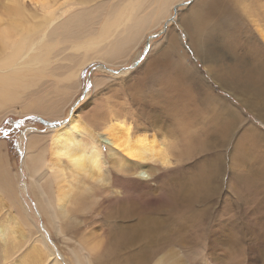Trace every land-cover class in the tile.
<instances>
[{"label": "bare ground", "instance_id": "obj_1", "mask_svg": "<svg viewBox=\"0 0 264 264\" xmlns=\"http://www.w3.org/2000/svg\"><path fill=\"white\" fill-rule=\"evenodd\" d=\"M179 1L123 0L103 17L97 30L89 32L82 14L95 6L87 5L91 0H80L78 6L83 5L80 10H75L79 7L74 1L77 7L61 14L45 12L43 21H34L35 11L28 6H44L45 0H0V119L15 109L19 88L44 75L47 53L52 44L57 46L61 37L73 43L74 52L83 53L79 66L66 76L68 82L76 81L82 66L92 59L123 64L136 52L137 56L144 35L166 20ZM150 6L151 11L144 13ZM192 8L194 11L182 17V21L185 24L189 15L203 16V23L189 36L198 43L194 48L208 73L221 86L236 92L244 103L248 99L241 93V85L247 87L250 95L258 92L262 96L264 0H194ZM68 12L72 13L62 19ZM82 34L88 35L81 39ZM218 34H222L221 42ZM50 35L53 42L45 38ZM164 37L167 46L163 51L160 47L161 57L150 65L139 91L132 94L133 101L142 106L141 112L150 108L148 115L143 116L137 108L116 100H108L107 106H100L93 115L102 119L103 123L99 121V124L103 130L105 123L113 127L123 125L126 136H113L104 130L106 140H102L95 130L97 120L95 125L92 122L88 125L72 111L68 120L50 126L54 131L49 134L50 156L46 158L44 150L37 154L30 152L45 136L24 131V138L29 135L23 164L32 175L30 192L51 229L64 240L68 234L61 215L69 216L72 204L78 208L75 213L82 214L93 212L94 204L100 199L108 203L101 219L82 220L88 223L84 225L87 230H82L83 235L77 240L79 245L66 244L73 257L70 264H94L93 255L100 248L105 255L97 260L98 264H144L151 259L155 248L176 243L197 244L196 251L203 255L205 264H240L232 250L237 248L245 231L251 242L249 264H264V213H260L264 210V132L259 125L248 124L235 103L215 92L197 66L184 68L182 57L187 58V53L177 31L170 27ZM40 49L44 51L38 52ZM163 56H170L171 61H164ZM20 58L24 60L20 62ZM144 86L149 91L145 92ZM75 88L64 106L39 102L27 110L63 112ZM263 104L264 100L260 105ZM263 114L259 116L264 119ZM231 127L235 129L231 139L236 131L244 139L239 158L242 155L241 162L246 168L233 180L234 209L228 208V204L227 209L216 198L225 193V158ZM176 135L183 139L177 157L176 151L171 156L173 146L169 143L170 137ZM102 141L107 144L106 150ZM117 144L120 149L115 147ZM213 147H217L216 152ZM117 151L133 164L141 163L144 167L126 164L114 155ZM6 155L0 142V185L11 202L21 208L25 204L24 196L19 182H14L16 185L9 182L8 168L3 165ZM45 165L52 180L58 183V205L36 178ZM126 169L127 174L117 178ZM150 183L161 192L156 193V186ZM242 203L247 206L241 207ZM21 209L19 216L24 223H34L29 210ZM252 212H259L260 216L252 217ZM6 233L7 228L1 225L0 236ZM38 237L33 246L37 259L48 261L49 258L52 264H61V258L56 259L44 236ZM218 251L229 259L211 258L217 255L211 252ZM176 263L175 257L162 254L152 264Z\"/></svg>", "mask_w": 264, "mask_h": 264}, {"label": "rangeland", "instance_id": "obj_2", "mask_svg": "<svg viewBox=\"0 0 264 264\" xmlns=\"http://www.w3.org/2000/svg\"><path fill=\"white\" fill-rule=\"evenodd\" d=\"M74 1H76V5L78 6V2L80 0H45L44 6L41 4H30L28 8L32 11H35V13H33L34 21H43L45 12L58 15L64 11L76 8L77 6L74 5ZM121 1L123 0H91V3L87 5L98 6H96V8H93L95 7L93 6L88 9V12L93 11V13L89 14L85 11L82 14L86 22H88V26L90 28L89 32L97 30L103 17L111 9H114L115 6L121 3ZM190 2L191 0H181L177 2L176 7L171 10L169 17L162 21L156 28L151 29V31L144 35L143 41L140 44L141 49L138 48V51L140 52L137 56L135 55L138 52H136L134 56H129L126 59V62L123 64H114L99 58L95 60L92 59L90 62H87L82 66L79 77L76 78V81L74 80L68 82L66 76L75 66H79L81 63L80 58L83 53L74 52L73 43L67 37H61L57 46L53 47L52 44L50 51L47 53V63L45 65V70L43 71L44 75L42 77H37L26 87L19 88L18 101L15 104V109L10 110L0 119V142H3L4 150L8 154L6 155V161L3 162V165L8 168L9 182L14 185L19 182L18 186L21 189V194L24 196L23 202H25V204H23L24 207L22 205L21 208L28 209L33 215L35 222L30 223L29 225L24 223L23 218L19 216V210L22 209L17 205L15 206L11 202L7 192L0 185V226L4 225V227L7 228L6 235L0 236V264H52V261L48 257V261H39L37 259V253L33 252V246L35 243H37L39 238L38 236L40 234L46 239L48 247H50L56 259L59 260V258H61L59 260L60 263L62 262L61 264H70L73 257L66 248V244L74 243L75 245H79L77 240L80 239L81 235H83L82 230H87V227H84V225L88 222L85 223L83 221H87L86 219H88V221L90 219H101L106 212L105 207H107L108 203L106 201L103 202V200L100 199L94 204V213L83 212L82 214L81 211L75 213V209L78 208L72 204L70 206L69 216L64 217L61 215L65 224L66 232L68 234L67 239L64 240L60 235H57L56 232L51 229L46 217H44V215L41 213L42 210L39 208V203L36 200V197L30 192V182H32V175L28 172L26 166L23 164L26 144L28 143L27 140L29 136L27 135L24 138L25 132H34L37 134H43L45 136L43 140H39V147L33 146L30 152L37 154L40 152V150H44L46 158H48L50 156L49 148L51 145V137L49 134H52L54 130H52L50 125H46L44 123L45 120L60 122L61 124V121H66L68 118H70V113L73 111V113L75 112L78 114L81 122L88 125L90 122L94 124V121L97 120V125L94 124L96 132L97 134H100V136H105L102 124H99V121L103 123V121H101L102 119H98L97 116V119H95L93 115L94 113H97L100 106L106 107L108 100H116V103H126L125 105L130 106L132 109L137 108L143 116L148 115L150 108L146 107L145 112H141L142 106L133 101L132 94L139 91V85L143 83L142 77L145 76L147 70L150 68V65L161 57V51L159 49L161 46V48L165 47L164 44L166 39L164 36L166 35L168 28L172 27L178 32L182 47L187 53V58H183L181 53H179V55L182 57L184 68L187 69L197 66L205 78L212 84L215 92H218L220 95L228 98L229 101L231 100V103H235L234 105L238 106L242 114H244V119L247 121V123L249 124L253 122L256 125H259L264 132V119L259 116V114L264 113V104L260 105L263 103L264 94L261 96L258 95V92H255L253 94L254 96L250 95L247 87L245 85H241L240 91L243 93L244 97L248 99V101H245L244 103L236 92L234 93L231 91L232 89L221 86L213 79L210 73H208V71L205 69L202 59L197 55L194 45L198 43L192 40L191 36H189L191 31H189L187 36L183 34L184 24L182 17L194 11L192 7L188 8ZM204 2L205 1H202V4ZM80 6L82 7L83 5H79V9L75 10H80ZM151 6L145 9L146 11H144V13L150 12ZM71 13L72 12H68L62 17V19L66 16H70ZM140 15H143V13H140ZM177 21L180 22L177 23ZM46 29L47 27L42 31V33H44ZM88 34H84V36L82 34L81 39L85 38V36ZM218 35V42H221L222 34ZM40 37L41 36H38V39ZM45 38L51 40L53 35L46 36ZM40 51L44 50H38V52ZM23 60L24 59L20 58V62ZM163 60L170 62L171 58L170 56H163ZM124 71L125 73H123ZM154 83L155 82H153V84ZM74 86L76 88L72 93V98L69 100L63 112L61 109H59L58 113L54 114L27 110L32 109V106L39 102H43L45 105L51 104L56 106L60 104V106H64L67 103L68 97L71 94V89ZM142 88L145 92L149 91L146 86ZM247 94L250 95V97ZM251 105H254L252 106L253 108ZM136 119H139V117ZM246 121L244 123H246ZM28 128H31L32 131H28ZM245 128L246 125L244 129ZM234 130L235 129L233 127L229 129L230 135L228 136L229 138L227 141V157L225 158L226 164L224 169L225 176L223 184L225 193H223L221 197L216 198L221 199V205L225 203L224 208H227V206L228 208L229 206H232L231 209H234V206L231 205V197L233 195V180L235 181L237 174L241 172L244 173L246 168V166L243 165V162H241L242 155L239 158V154L243 148L244 139L242 140V138H240L239 131H236L235 136L233 139H231V135ZM33 139L35 138L33 137ZM169 140V143L173 146L171 156L175 154V151L176 157L179 156L181 153L180 147L182 146L183 139L176 135L170 137ZM21 143L23 147L20 145ZM103 144L105 145L106 150L107 144L104 142ZM222 147L225 148V145H222ZM213 148L214 152H216L217 147ZM236 158H238L237 161ZM185 164L188 165L190 163ZM36 178L47 187L51 196L55 198L58 205V183L57 181L55 182L52 180L49 169L46 165L38 173H36ZM141 178L144 180L147 179V177ZM14 182L17 183L15 184ZM153 186H156L154 188L156 193L161 192L156 189L157 185L154 184ZM83 193L87 194L89 191L85 192L83 190ZM121 194H124L123 190ZM243 204L247 206L246 203H242L241 207H244ZM260 213L263 214L264 210ZM260 213L255 212L251 214V216L256 218V215H259ZM238 219L240 220V217H238ZM90 228L91 226H89V229ZM197 248L198 245L193 243L192 245L176 243L166 245L162 248H155V253L151 255V259L144 264H152L154 260H156V258L162 254L175 257L177 262L176 264H205L203 255L200 252L199 254L197 253ZM232 251L233 255H238L237 258L240 261V264H249L251 257V242L247 237L246 231L243 232V238L237 244V248L234 247ZM213 253L217 254L211 255V258L214 260L224 259L227 261L229 259L227 255L220 254V251L211 252V254ZM102 255L105 254L100 248L97 254L93 255L94 264H98L97 260L101 259ZM169 259H172V257H169Z\"/></svg>", "mask_w": 264, "mask_h": 264}, {"label": "snow or ice", "instance_id": "obj_3", "mask_svg": "<svg viewBox=\"0 0 264 264\" xmlns=\"http://www.w3.org/2000/svg\"><path fill=\"white\" fill-rule=\"evenodd\" d=\"M193 2H194V0H191V2L188 5V8L192 7ZM180 15H184V14H180ZM179 22L180 21H177V23H179ZM202 23H203V16L202 15H189L187 21L184 24V33L183 34L185 36H187L189 31H191L194 34ZM165 46H167L166 41H165ZM161 51H163V48L161 49ZM89 87H91V86H89ZM104 130L106 133L110 132L113 136H126V131H125V128L123 125H120L118 127H113L110 124L105 123L104 124ZM77 131H79V130H77ZM101 138L105 139V136L102 135ZM133 138H135V133H133ZM121 143H123V141H121ZM115 147L117 149H120V144H117ZM114 155L119 157L121 160H124L126 164H129L132 167H137V168L144 167V165H142L141 163L133 164V162L131 160L125 159V157L121 155L120 151L115 152ZM127 171H128V169L124 170L123 172L118 173L117 178H119L122 175H126Z\"/></svg>", "mask_w": 264, "mask_h": 264}, {"label": "water", "instance_id": "obj_4", "mask_svg": "<svg viewBox=\"0 0 264 264\" xmlns=\"http://www.w3.org/2000/svg\"><path fill=\"white\" fill-rule=\"evenodd\" d=\"M44 123L46 125H50V126H56V125L60 124V122H53V121H49V120H45Z\"/></svg>", "mask_w": 264, "mask_h": 264}]
</instances>
